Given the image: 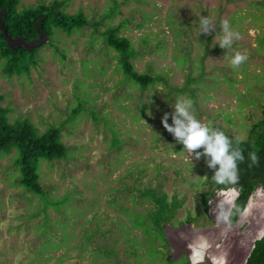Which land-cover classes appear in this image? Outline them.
I'll return each instance as SVG.
<instances>
[{
	"label": "rangeland",
	"instance_id": "obj_1",
	"mask_svg": "<svg viewBox=\"0 0 264 264\" xmlns=\"http://www.w3.org/2000/svg\"><path fill=\"white\" fill-rule=\"evenodd\" d=\"M52 1L20 0L18 8ZM61 1L67 12L83 11L90 24L70 34L55 29L52 44L46 41L29 72L7 75L0 57L1 104L9 119H29L40 131L57 126L68 147L65 158L39 164L50 199L47 224L41 210L45 200L19 183L17 149L0 152V264H179L188 258L186 251L171 248L173 263L167 262L151 246L159 248L161 238L149 240L130 219V213L146 214L154 207L137 189L151 187L168 202L177 200L166 224L178 230L182 224H191L184 229L188 232L217 226L211 213L229 211L237 190L217 191L206 209L202 192L208 189L209 158L202 148L189 153L162 118L167 114L172 125L175 104L187 107L191 101L188 111L202 124L246 138L264 106V46L258 41L264 33V0H116L118 11L100 30L124 23L120 34L136 47L135 68L169 79L170 88L156 83L145 90L125 80L116 51L93 31L91 24L114 0ZM201 18L209 20L207 31ZM223 20L233 33L228 47L220 46ZM236 52L247 57L239 67L231 65ZM188 75L196 78L192 92L175 91ZM80 104V113L70 119ZM114 134L119 145L111 142ZM247 205L234 227L223 218L219 232L204 234L214 236L209 253L217 264H232L229 236L245 237L252 222L264 219L263 187Z\"/></svg>",
	"mask_w": 264,
	"mask_h": 264
},
{
	"label": "trees",
	"instance_id": "obj_2",
	"mask_svg": "<svg viewBox=\"0 0 264 264\" xmlns=\"http://www.w3.org/2000/svg\"><path fill=\"white\" fill-rule=\"evenodd\" d=\"M19 3L20 0H0V21L10 38L7 40L4 28L0 25V57L5 60L4 72L10 76L20 74L23 70L29 72L30 67L37 63L38 51L47 42L52 44L55 29L70 34L74 30L82 29L85 25L90 24L88 16L83 11L67 12L61 0H53L50 3L38 4L34 7H25L22 10L18 8ZM118 6L119 3L114 0L112 7L102 19L91 24L93 31L101 36L107 47L116 51L125 80L133 82L142 90L156 83H163L165 87L170 88L169 79L165 74L140 72L135 68L133 59L137 55L136 47L129 37L120 34L124 23L108 24L100 30L102 21L106 17H112L118 11ZM258 41L264 46V33ZM195 79L188 75L184 86L174 88V90L192 92L190 85ZM192 95L194 96V93ZM1 101L2 96L0 95V152H10L13 148L17 149L19 157L16 159V163L20 171L19 183L26 190L40 195L45 200L44 209L41 210L44 213V222L47 224L49 221L46 207L50 203V199L40 183L39 164L41 160L65 158L68 154V147L61 139L59 127L51 125L40 131L29 119L11 121L8 117V109L1 104ZM81 109L80 104L72 111L70 119H74ZM116 134H114L111 142L119 145L120 142ZM224 134L231 141L230 150L240 149L244 156L243 162H237L238 181L236 183L218 184L212 177L219 166L217 165L216 168L209 167L205 181L208 189L202 192V200L208 209L209 201L217 191L235 188L237 195L229 212V223L234 224L245 209L254 190L258 187L264 188V106L261 117L252 124L245 139H240L227 132ZM250 152H255L259 160L258 164L251 167L249 166L252 163L249 156ZM137 190L141 195L153 201L154 207L150 208L146 214L132 212L129 214L130 219L134 226L141 228L148 235L149 240L152 237L157 238L159 236L161 238L162 241H157L160 244L159 248L157 243L156 245L151 244V246H156L158 251L168 259L167 262L173 263L170 260L171 255L168 253L169 243L165 233V225L173 217L178 202L177 200L168 202L166 194L151 187ZM69 199V196L65 197L58 203V206L63 205ZM39 212L40 210L35 212L33 216ZM187 220L192 221L191 218ZM130 241L131 248H133L135 242L134 240ZM165 248L167 249L166 253ZM245 264H264V234L255 241Z\"/></svg>",
	"mask_w": 264,
	"mask_h": 264
},
{
	"label": "clouds",
	"instance_id": "obj_3",
	"mask_svg": "<svg viewBox=\"0 0 264 264\" xmlns=\"http://www.w3.org/2000/svg\"><path fill=\"white\" fill-rule=\"evenodd\" d=\"M201 26L204 31L208 30L209 20L207 18H201ZM222 27L225 30L223 38L220 40L221 47H228L231 45L233 33L228 31L227 20L221 22ZM237 39H239V33H235ZM247 57L239 52L231 58V65L233 67H239ZM191 106L189 101L186 107L183 103L177 102L175 104V114L173 115V124L167 123V114L162 118L164 127L174 135L179 143L184 145V148L189 152H195V150L202 148L203 154L208 157V166L216 168L213 180L218 184L224 183H236L238 181V165L237 162H243L244 156L240 149L231 151V141L222 131H214L208 125L202 124L195 119L188 111V107ZM201 153L196 152V157L199 159ZM252 165L258 164L259 160L255 152H250ZM221 217L228 218V213H221Z\"/></svg>",
	"mask_w": 264,
	"mask_h": 264
},
{
	"label": "water",
	"instance_id": "obj_4",
	"mask_svg": "<svg viewBox=\"0 0 264 264\" xmlns=\"http://www.w3.org/2000/svg\"><path fill=\"white\" fill-rule=\"evenodd\" d=\"M0 25L3 26V28H4V33H5L7 40H10L9 36L6 33V29H5V27L1 21H0ZM247 204H248V202H247ZM247 204H246L245 209L241 213L239 219L242 217L244 211L246 210V208L248 206ZM212 218L214 220H216L217 224H219V225H217V226L214 225V226H210V227H201L198 229L193 228L191 232L184 230L188 227H191L190 226L191 224H182L180 227V230H178V228L168 226V224L165 225V233H166V236L168 239V243L172 249L177 250L176 245H181L184 247L186 242L191 243L190 246H188L187 248L185 247V251L187 252V256H188V263H186V264H216V262L214 261V259L211 257V255L209 253V250H210V248H212L213 243H214V236H211V235L209 236V235H204V234H206V232L209 230H212L216 233L219 232V228L223 225V223L219 222L214 216H212ZM239 219H238V221H239ZM226 225H229L228 219H226ZM168 229H170L171 231L168 232L167 231ZM179 231H181V232L186 231L184 234L185 236L187 235L186 238L184 235H183V237L180 236L181 232H179ZM262 233H264V228L262 229ZM262 233L260 235H262ZM200 242H207V244L203 248V260L193 261L192 256H191L192 250L196 247L200 248V246H199ZM230 261H232V260H230ZM245 263H246V259L243 260V262L239 263V264H245Z\"/></svg>",
	"mask_w": 264,
	"mask_h": 264
},
{
	"label": "flooded vegetation",
	"instance_id": "obj_5",
	"mask_svg": "<svg viewBox=\"0 0 264 264\" xmlns=\"http://www.w3.org/2000/svg\"><path fill=\"white\" fill-rule=\"evenodd\" d=\"M220 209H223V208H219L217 211H215L217 213L219 212L220 214L219 213L218 214L216 213V216H215L214 213L213 214L211 213V216H214L219 222L223 223V218L221 217V213L224 210L222 211ZM229 212H230V209L228 211V218H227L228 219V224H229V226L234 227V224H236L238 222V220L234 224H230L229 223ZM215 222H216V220H215ZM216 223H214V224H216ZM248 224L249 223L247 222V225ZM251 224L253 225V228H252V230L245 237H243L242 235H237V236L231 235V236H229L227 238V243H228L229 240H231L233 238L232 241H231L232 244L228 248V252H227L229 254L230 260H232V261H230V260L229 261L232 262V264L242 263L243 260H245V259L247 261L248 257L250 256V254L252 252V249H253V247L255 245V241L257 239H259L264 234V233H262V229L264 228V225H263L264 224V219L261 220V222L259 224H256L254 222H252ZM261 233H262V235H260ZM257 235H259V236H257ZM255 236H256V238H254ZM249 238H253V240H249ZM176 249L179 252L181 251L182 252V255L185 254V253H183V252H185V247H183L181 245H176ZM170 251H171V247L169 245V251H168V253ZM170 258H172V255H171ZM186 263H188V258H186L185 261H183V262H181L179 264H186Z\"/></svg>",
	"mask_w": 264,
	"mask_h": 264
},
{
	"label": "bare ground",
	"instance_id": "obj_6",
	"mask_svg": "<svg viewBox=\"0 0 264 264\" xmlns=\"http://www.w3.org/2000/svg\"><path fill=\"white\" fill-rule=\"evenodd\" d=\"M206 244L207 242H200L199 243L200 248L196 247L192 250L191 256L193 261L201 260L200 257H203V248L205 247Z\"/></svg>",
	"mask_w": 264,
	"mask_h": 264
},
{
	"label": "snow or ice",
	"instance_id": "obj_7",
	"mask_svg": "<svg viewBox=\"0 0 264 264\" xmlns=\"http://www.w3.org/2000/svg\"><path fill=\"white\" fill-rule=\"evenodd\" d=\"M201 260H203V257H200Z\"/></svg>",
	"mask_w": 264,
	"mask_h": 264
}]
</instances>
